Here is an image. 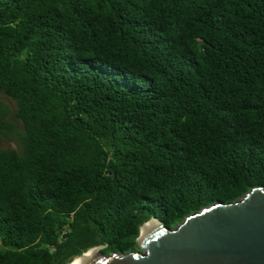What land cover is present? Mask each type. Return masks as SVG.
<instances>
[{
	"label": "trees",
	"instance_id": "16d2710c",
	"mask_svg": "<svg viewBox=\"0 0 264 264\" xmlns=\"http://www.w3.org/2000/svg\"><path fill=\"white\" fill-rule=\"evenodd\" d=\"M0 93V264L264 188V0H0Z\"/></svg>",
	"mask_w": 264,
	"mask_h": 264
},
{
	"label": "water",
	"instance_id": "95a60500",
	"mask_svg": "<svg viewBox=\"0 0 264 264\" xmlns=\"http://www.w3.org/2000/svg\"><path fill=\"white\" fill-rule=\"evenodd\" d=\"M149 220L157 224L139 238L140 226ZM147 221L138 228L135 250L93 254L81 264H264L262 186L235 201L211 203L172 228L153 217ZM100 247H89L72 259Z\"/></svg>",
	"mask_w": 264,
	"mask_h": 264
},
{
	"label": "rangeland",
	"instance_id": "374dc122",
	"mask_svg": "<svg viewBox=\"0 0 264 264\" xmlns=\"http://www.w3.org/2000/svg\"><path fill=\"white\" fill-rule=\"evenodd\" d=\"M0 103L7 109V116L4 117V120L8 121L12 125V133L9 136H0V149H17L19 144V134H21L22 126L19 119L14 115V102L8 96L0 93ZM96 253L97 255L100 254L98 250Z\"/></svg>",
	"mask_w": 264,
	"mask_h": 264
},
{
	"label": "bare ground",
	"instance_id": "6f19581e",
	"mask_svg": "<svg viewBox=\"0 0 264 264\" xmlns=\"http://www.w3.org/2000/svg\"><path fill=\"white\" fill-rule=\"evenodd\" d=\"M156 221L155 220H149L147 222H145L143 225L140 226L139 228V238L143 235V233L149 229L150 227L156 225ZM96 249H90L89 251H87L86 253H84V255L80 256V257H75L73 258L70 264H81L82 262H84L85 260L89 259L93 254L96 257L97 253H96Z\"/></svg>",
	"mask_w": 264,
	"mask_h": 264
}]
</instances>
